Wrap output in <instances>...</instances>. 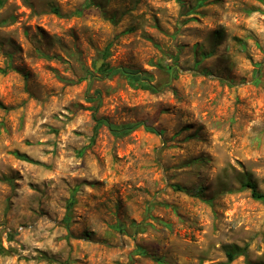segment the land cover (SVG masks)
I'll list each match as a JSON object with an SVG mask.
<instances>
[{
  "label": "rangeland",
  "instance_id": "374dc122",
  "mask_svg": "<svg viewBox=\"0 0 264 264\" xmlns=\"http://www.w3.org/2000/svg\"><path fill=\"white\" fill-rule=\"evenodd\" d=\"M247 182L264 0H0V264H264Z\"/></svg>",
  "mask_w": 264,
  "mask_h": 264
},
{
  "label": "trees",
  "instance_id": "16d2710c",
  "mask_svg": "<svg viewBox=\"0 0 264 264\" xmlns=\"http://www.w3.org/2000/svg\"><path fill=\"white\" fill-rule=\"evenodd\" d=\"M95 68L98 72H100L104 77H111L114 75H120L125 77L127 80H129L132 84H138L139 86L143 87L144 89H148L149 91L156 92L157 89L149 84L148 79L146 76L141 74L137 70H132L128 68H117V69H111L108 64L103 63L100 67H98V62L94 64ZM95 75L93 73H89L88 78L89 80H92ZM96 126L94 133L96 135L97 131L102 126H107L108 129L111 131V133L116 137H123L130 132L136 130L137 128L143 126L147 131H150L152 133H158V130L154 128L151 124H149L147 121H142L139 123H133V124H127L123 126H116L111 123H109L106 119L102 118H95ZM95 135L92 137V140H94ZM19 159L29 161V159L25 156L17 155ZM246 188L251 190L252 197L255 200H259L264 202V194H261L257 191V188L255 184L252 182H247L244 185ZM230 260H233L238 255H247V248L245 249H235L233 251H229L227 253ZM246 264H255L252 261H246Z\"/></svg>",
  "mask_w": 264,
  "mask_h": 264
}]
</instances>
